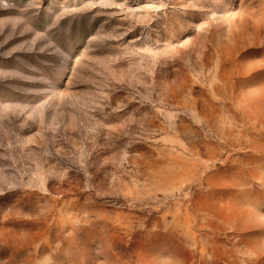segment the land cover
Returning a JSON list of instances; mask_svg holds the SVG:
<instances>
[{"label":"rangeland","instance_id":"rangeland-1","mask_svg":"<svg viewBox=\"0 0 264 264\" xmlns=\"http://www.w3.org/2000/svg\"><path fill=\"white\" fill-rule=\"evenodd\" d=\"M0 264H264V0H0Z\"/></svg>","mask_w":264,"mask_h":264}]
</instances>
